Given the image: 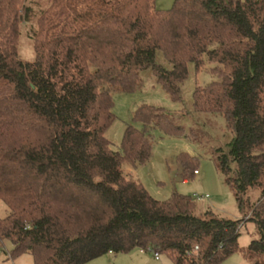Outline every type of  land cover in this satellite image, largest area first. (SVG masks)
Here are the masks:
<instances>
[{
	"label": "trees",
	"instance_id": "obj_1",
	"mask_svg": "<svg viewBox=\"0 0 264 264\" xmlns=\"http://www.w3.org/2000/svg\"><path fill=\"white\" fill-rule=\"evenodd\" d=\"M35 58L20 54L23 27ZM161 52L170 67L157 61ZM197 71L217 78L194 91V110L224 116L233 132L215 151L241 218L174 192L154 198L122 165L150 160L151 130L193 138L163 108L137 106L121 149L106 133L114 92L142 88L151 69L173 100ZM182 153V176H196ZM258 190L252 199L250 190ZM0 250L34 264H86L108 253L152 246L171 264H220L242 253L264 257V0H0ZM253 222L259 237L243 248ZM196 246L198 249L196 250Z\"/></svg>",
	"mask_w": 264,
	"mask_h": 264
},
{
	"label": "rangeland",
	"instance_id": "obj_2",
	"mask_svg": "<svg viewBox=\"0 0 264 264\" xmlns=\"http://www.w3.org/2000/svg\"><path fill=\"white\" fill-rule=\"evenodd\" d=\"M174 0H155L158 9H169ZM20 54L25 60H33L35 53L31 38H29V26L23 27ZM157 61L167 67L161 52L157 53ZM212 65L207 63L206 68L197 71L193 63H189V74L181 85L182 101H175L171 95L158 83L151 69L142 72L144 84L135 92H114L115 106L113 112L116 119L107 130L106 136L112 143L114 150L121 149L124 131L128 124H141L133 120V114L140 104H148L163 108L166 112L185 127L187 133L195 129L197 134L193 138L185 136H170L160 129L151 130L153 151L149 161L133 167L123 164L125 175L137 179L143 183L148 192L158 200H166L174 192L188 195L193 198L194 194L209 195V198L196 200L198 204L197 214L202 215L208 208L217 215L227 218H241L233 191L225 181L224 175L218 170L215 161V151L219 147L227 148V144L233 138V132L226 126V119L221 115L197 113L194 110V91L197 86H206L217 77L209 69ZM188 154L195 157V165L199 174L186 180L182 176L179 156ZM252 199H257L258 190H250ZM9 208L0 202V216H5ZM259 233L255 224L247 222L240 235V245L245 248L251 240L258 238ZM12 244L6 241L0 250V264H34L31 254H22L11 257ZM135 249L128 253H108L86 264H170V259L161 255L160 260L151 252H141ZM220 264H253L242 253H234ZM264 264V257L262 259Z\"/></svg>",
	"mask_w": 264,
	"mask_h": 264
},
{
	"label": "built area",
	"instance_id": "obj_3",
	"mask_svg": "<svg viewBox=\"0 0 264 264\" xmlns=\"http://www.w3.org/2000/svg\"><path fill=\"white\" fill-rule=\"evenodd\" d=\"M194 174L195 175L199 174V170L198 169L194 170ZM193 197L197 200H202V199L209 198L210 196L209 195H200V194L196 193V194H194ZM197 249H198V247L196 246V250ZM141 251L142 252H150V253L152 252L156 259H159L161 257V253L157 249L153 248L152 246H148L146 249H141Z\"/></svg>",
	"mask_w": 264,
	"mask_h": 264
},
{
	"label": "crops",
	"instance_id": "obj_4",
	"mask_svg": "<svg viewBox=\"0 0 264 264\" xmlns=\"http://www.w3.org/2000/svg\"><path fill=\"white\" fill-rule=\"evenodd\" d=\"M187 180V179H186ZM208 209H210V208H208ZM141 251V250H140ZM142 252V251H141ZM144 253V252H143ZM243 255V254H242ZM244 256V255H243ZM157 260H160V258L159 259H157ZM171 261V260H170ZM171 264V263H170Z\"/></svg>",
	"mask_w": 264,
	"mask_h": 264
}]
</instances>
